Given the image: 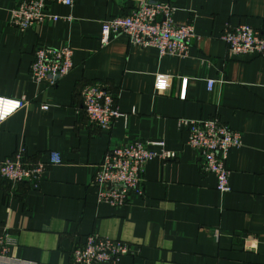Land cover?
Segmentation results:
<instances>
[{"label": "crops", "instance_id": "1", "mask_svg": "<svg viewBox=\"0 0 264 264\" xmlns=\"http://www.w3.org/2000/svg\"><path fill=\"white\" fill-rule=\"evenodd\" d=\"M23 1L0 0V99L27 103L0 121V164L22 144L46 164L57 151L63 164L48 167L38 189L0 178V229L12 238L0 264H73L72 251L97 233L132 248L121 264H264V58L233 56L221 40L228 25L264 30V0H156L176 7L177 26L194 23L198 37L186 58L138 49L125 36L102 46L103 21L128 14L137 0L52 5L72 21L19 33L9 22ZM68 43L72 72L57 86L38 85L36 47ZM94 82L125 114L112 130L90 126L83 112L79 91ZM212 118L242 134L229 155L225 195L214 175L201 172L190 129L178 123ZM137 141L158 153L164 143L179 158L148 163L144 197L132 195L119 209L98 203L90 186L96 167L109 147Z\"/></svg>", "mask_w": 264, "mask_h": 264}, {"label": "built area", "instance_id": "2", "mask_svg": "<svg viewBox=\"0 0 264 264\" xmlns=\"http://www.w3.org/2000/svg\"><path fill=\"white\" fill-rule=\"evenodd\" d=\"M76 0H24L11 11L9 25L19 33L30 28H40L55 24L60 20L72 21V16L64 17L51 12L52 5L72 8ZM176 7L170 2L156 0H137L126 15L106 19L102 23L100 42L107 46L120 36L128 38L130 44L138 49L155 48L161 56L169 55L186 58L190 47L198 36L194 23L177 26L174 22ZM233 56L257 54L264 58V30L248 25L232 27L228 25L221 37ZM74 47L68 43L62 48L40 44L34 52L31 76L39 85L50 81L57 86L74 68ZM215 81H208V89L214 88ZM187 80L180 98H185ZM82 109L90 126L99 131L112 130L116 121L125 116L117 106L116 97L101 82L84 83L80 89ZM0 99V107L8 105L0 114V121L27 103L24 100ZM48 110V105H43ZM179 126H188L190 135L188 145L198 152L200 170L212 174L217 179V191L221 195L230 192L231 172L228 159L232 149L242 145V134L222 123L218 118L207 120L179 119ZM160 153L151 151L147 143L137 141L109 147L102 162L96 167L90 186L96 190L97 201L114 208L125 206L132 195L145 196L146 167L154 159L162 163L175 161L179 153L164 148ZM49 163L40 158L33 159L22 144L10 157L0 164V178L11 184L27 183L38 189L48 167L63 164V157L57 151H49ZM11 235L4 227L0 229V259H4L12 244ZM132 248L124 241L112 239L101 234L88 236L85 243L72 251L73 264H121L122 258L130 255Z\"/></svg>", "mask_w": 264, "mask_h": 264}, {"label": "bare ground", "instance_id": "3", "mask_svg": "<svg viewBox=\"0 0 264 264\" xmlns=\"http://www.w3.org/2000/svg\"><path fill=\"white\" fill-rule=\"evenodd\" d=\"M197 152V151H196Z\"/></svg>", "mask_w": 264, "mask_h": 264}]
</instances>
